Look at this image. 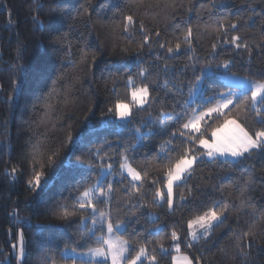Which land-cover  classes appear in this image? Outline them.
Returning a JSON list of instances; mask_svg holds the SVG:
<instances>
[{
	"label": "trees",
	"instance_id": "obj_1",
	"mask_svg": "<svg viewBox=\"0 0 264 264\" xmlns=\"http://www.w3.org/2000/svg\"><path fill=\"white\" fill-rule=\"evenodd\" d=\"M173 3L175 8L171 7ZM144 5L137 6L134 0H0V264H18L12 245L21 228L25 255L20 264H51L53 259L56 264H71L72 259L62 254L66 244L68 249L76 247L77 252L95 246V237L87 243L80 237L82 218L91 227V217L87 214L82 217L78 211L62 220L58 218L57 206L63 203L71 206L69 197L79 182H94L100 162L92 157L94 162L89 163L87 151L101 146L112 156L116 172L119 154L128 148L129 156L135 157V166L148 173L138 183L147 199L138 195L128 180L121 183L119 175L114 177L112 219L129 223V232L141 233L148 241L149 254L155 249L159 264H172V255L160 257L158 243L162 241L166 246L173 243L170 239L173 227L181 232L182 253L190 258L201 257V264H264V223L257 222L251 228L255 235L244 240L241 249L235 237L249 231L252 218L235 209H230L224 224L194 247L187 246L184 235L186 220L216 201L227 200L239 208V189L249 177L254 182H249L251 190L246 196L257 216L264 213V152L253 150L250 157L234 165L202 156L187 184L174 189L177 208L171 213L166 202L160 206L153 204L155 187L151 183L154 179L163 182L167 159L154 158L167 134L181 122L185 112L191 111L189 82H194L201 69H212L205 83L210 82L213 87L206 95H212L213 90H227L221 87L217 76L222 72L217 66L225 61H231L229 74L252 81L264 80V0H190V3L160 0L159 7L156 0H144ZM82 6L91 10L90 18L88 14L77 16L78 11H83ZM128 13L136 17V31L131 34L115 29L116 23ZM34 15L40 22L38 25L33 23ZM53 21L60 27V34L68 33L74 65L65 57L66 48L52 43L58 35L50 32ZM141 21L145 25L143 33L139 30ZM221 21L225 24L223 29L218 28ZM232 23L238 24L236 30L231 28ZM188 26L193 28L194 50L182 44L179 52L170 54L167 47H160L161 43H167L174 48L177 39L183 40L181 31ZM156 31L161 33L160 37L155 36ZM145 35H151V40L141 49L139 45ZM233 35L249 45L251 54L231 44ZM81 47L89 50L87 62L80 60ZM117 67L124 77L116 79L113 75L110 79L109 69L114 72ZM140 68L147 71L143 82L150 86L153 100L145 110L133 105L131 123L118 127L119 122L108 115V108L117 99L132 103L127 76L132 75L139 84ZM14 80L21 81L15 91ZM53 80H57V91L66 93L68 100L57 104L46 118L41 100ZM10 95L14 96L11 103ZM162 110L168 119L161 118ZM240 120L253 132L260 127L254 112L246 120L243 116ZM45 125L49 126L47 131ZM137 127L149 133L143 140L136 134ZM69 131L73 136H81L83 151L66 143ZM176 139L178 144L180 138ZM41 140L45 145L42 157L45 175L41 188L33 190L28 186L33 175L31 146ZM49 151L57 153L51 167L47 166ZM202 151L199 149L197 154ZM36 167L40 169L39 160ZM188 189L192 190V196L180 207L179 196L186 195ZM99 207L107 211V206ZM151 214L159 217L155 224ZM37 226L40 230H36ZM156 227L165 231L150 235ZM241 251L246 255H241ZM144 264L150 262L145 260Z\"/></svg>",
	"mask_w": 264,
	"mask_h": 264
},
{
	"label": "snow or ice",
	"instance_id": "obj_2",
	"mask_svg": "<svg viewBox=\"0 0 264 264\" xmlns=\"http://www.w3.org/2000/svg\"><path fill=\"white\" fill-rule=\"evenodd\" d=\"M137 6H145L144 0H134ZM190 3V0H189ZM156 6H160V0H156ZM171 7L175 8L173 3ZM39 8V5H37ZM83 11H78L77 16L88 14L91 16V10L87 7H83ZM191 7L188 8L190 12ZM33 23L39 24L37 17L33 16ZM251 19V18H250ZM225 24L223 21L218 25V28L223 29ZM231 28L236 30L238 24L232 23ZM115 29L125 34H131L136 31V17L132 13L123 15L121 22L116 23ZM140 32L145 31V25L143 21L139 24ZM50 32L57 33L58 35L52 41L53 45H58L60 48H66L65 57L70 65L75 64L73 59V52L71 41L68 38V33L64 32L60 34V27L56 21H53L50 25ZM183 40L177 39L175 47L169 46L167 43H161L160 47H167L168 53L179 52L182 44L187 45L189 50L192 49L193 43V28L188 26L181 31ZM159 31L155 32L156 37H160ZM130 39L129 37H126ZM151 40V35H145L139 47L142 49L148 45ZM228 43L227 40L224 41ZM231 44L236 49H245L251 54L249 45L242 43L241 38L238 35L231 37ZM215 52L216 44L212 45ZM56 50V49H54ZM19 52V49L17 50ZM80 60L81 62H87L89 56V50L87 47H81ZM127 51V49H122ZM139 56V52L137 53ZM93 64H95V56H93ZM92 65H90L91 67ZM223 69V72H218L217 76L221 82V87L226 88V91L213 90L212 95H206V91L212 88L213 85L209 82L205 83L207 76L210 74L209 69H201L198 75H195L194 82H189V107L191 111L183 114L181 122L177 124L175 128L171 129V133L167 134L168 138L163 141L159 147V151L154 158L159 161L161 158L167 159V164L163 167V182L158 179H154L151 183L155 187V191L152 197L153 204L160 206L163 203H167L169 212H173L177 208L175 199V188L184 187L187 184V180L195 172V166L198 162H201L200 158L206 156L209 161H216L222 159L223 163L234 165L242 162L253 154V150L264 152V80H257L251 82L247 77L241 79L238 76L229 75L231 71V61H225L217 66ZM22 70V69H21ZM110 79L114 75L116 79H122L124 73L121 68H115L114 72L109 69ZM62 75V74H61ZM147 71L144 68H140L138 76L141 78L140 83L137 84L135 78L132 75L127 76L126 86L130 89L132 103L123 102L119 99L115 101L113 106L108 108V115L113 118L114 121L119 122L118 127H125L131 123V119L134 115L132 111L133 105L140 110H145V106L153 100L152 90L148 84L143 82V78L146 77ZM61 77H57L59 80ZM57 80H53L52 87L43 95L41 100L44 116L49 117L55 106L60 103H66L68 96L66 93L58 92L56 89ZM21 84V81L14 80V91ZM112 92H116V83L113 80ZM250 94V96H249ZM14 99L13 95H10L8 100L11 103ZM55 102V103H53ZM195 105V106H193ZM234 110L236 111L233 115ZM255 113L256 123L260 125L254 132L247 128V125L240 120L243 116L246 120L252 113ZM89 114H92V110L89 109ZM161 118L168 119V115L162 110ZM111 123V121L109 122ZM48 125H45L47 131ZM53 129L56 125H51ZM62 127V125H61ZM136 134L140 140H143L145 135L141 127L136 128ZM177 137L180 138L177 144ZM66 143L73 149L83 151V142L81 136L77 134L73 136L71 131L67 134ZM175 146V147H173ZM45 145L43 140L38 141L31 146V162L33 164V175L28 180L29 188L33 190L41 188L43 177L45 175L42 170L45 166L43 164L42 157L44 155ZM182 149V150H181ZM199 149H203L198 153ZM131 150H135V146H132ZM129 149L126 148L119 154V172H116L113 166L112 156L107 151L102 150L101 147H96L94 150L88 148L87 156L89 157V163L94 161L91 159L94 157L98 160L100 172L94 177V182L84 183L83 181L77 184L74 194H70L71 206L68 203H63L57 206L58 218L67 220L71 216L76 215L77 212L84 216L87 214L91 217V227L87 226V219L82 218L81 221V239L87 243L93 237H95V246L89 247L87 251L78 253L76 247L71 248L73 259L71 264H144L147 260L150 264H159L157 253L155 249L151 254L148 251V241L143 239L141 233H137L135 230L129 232V223H125L123 220L112 219V201L115 198L114 192V177L120 176V182L125 180L130 182V187L136 190L138 195H141L143 199H147L140 191V185L137 183L148 175L146 169H140L135 166L134 156H129ZM161 153L164 154L161 157ZM57 153L49 151L47 155V166L51 167L54 163ZM174 155V158H171ZM146 159V157H145ZM40 162V169L36 167V163ZM107 161V163H106ZM13 179L15 178V169L11 173ZM110 177L112 179H110ZM254 182L252 177H249L247 181L239 189V201L240 207L236 208L235 205H231L229 201H216L210 207L205 210L197 211L195 215L186 220V233L184 234L187 239V246L189 248L194 247L201 239H207L212 231L220 227L228 218V212L230 209H235L237 212L243 213L246 216L252 218V222L249 225V231H244L241 236L235 237L239 242V246L243 249V242L247 238L254 236L255 233L251 231V228L255 227L256 223H264V213H260L257 216V211L251 203V199L246 196L250 189V183ZM166 189V191H165ZM192 196V190L188 189L187 194H181L179 196L180 207L184 206V201ZM107 206V211H104L99 206ZM146 206V205H142ZM245 208H251L252 211H245ZM10 216L13 213L9 214ZM159 217H151L152 223H156ZM36 230H40L37 226ZM11 231V229H10ZM165 231L161 227H156L154 233L150 235H159ZM99 232L100 235H96ZM127 233V237L125 234ZM168 237H165L167 239ZM170 239L173 242L171 245L166 246L162 241L158 243L159 255L161 258H166L168 255H172V264H201V257L190 258L189 255L183 254L180 246L182 239L181 232L173 227L170 233ZM134 244L136 246H134ZM250 246V244H249ZM12 249L16 252V260L18 264L22 261L25 255V240L23 229L16 235V243L12 245ZM68 245H65V252L67 253ZM133 253H135L133 255ZM176 253L178 255H173ZM79 255L80 259L75 257ZM241 255H246L241 251ZM51 264H56L53 259Z\"/></svg>",
	"mask_w": 264,
	"mask_h": 264
},
{
	"label": "rangeland",
	"instance_id": "obj_3",
	"mask_svg": "<svg viewBox=\"0 0 264 264\" xmlns=\"http://www.w3.org/2000/svg\"><path fill=\"white\" fill-rule=\"evenodd\" d=\"M211 70H212V69H211ZM211 70H210V73H211ZM220 70H222V72L224 71L223 69H220ZM229 75H232V74H229ZM235 76H237V75H235ZM238 77H240L241 79L245 78V77H242V76H238ZM248 80L251 81V82H255V81H252V80H250V79H248ZM130 96H131V94H130ZM131 101H132V100H131ZM190 102H191V101H190ZM204 157H205V159L208 160V158H207L206 156H204ZM220 160H222V159H220ZM139 182H140V181H138L137 183H139ZM165 191H166V189H165ZM151 217H155V215H154V214H151V215H150V218H151ZM78 253H82V252H78ZM62 254H63V256L66 257V258H71V259H73V255H72V253H71V249H68V250H67V253L65 252V250H63ZM173 255H178V254L174 253ZM75 258H76V259H80L79 255H77ZM109 264H110V261H109Z\"/></svg>",
	"mask_w": 264,
	"mask_h": 264
}]
</instances>
